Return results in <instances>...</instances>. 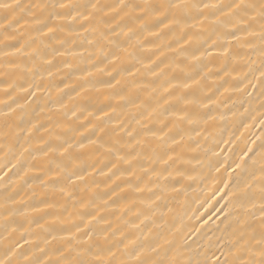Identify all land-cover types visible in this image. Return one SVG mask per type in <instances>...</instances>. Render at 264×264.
<instances>
[{
  "label": "bare ground",
  "instance_id": "6f19581e",
  "mask_svg": "<svg viewBox=\"0 0 264 264\" xmlns=\"http://www.w3.org/2000/svg\"><path fill=\"white\" fill-rule=\"evenodd\" d=\"M239 2L0 10L3 264H231L259 238L264 39Z\"/></svg>",
  "mask_w": 264,
  "mask_h": 264
},
{
  "label": "snow or ice",
  "instance_id": "6c2138e0",
  "mask_svg": "<svg viewBox=\"0 0 264 264\" xmlns=\"http://www.w3.org/2000/svg\"><path fill=\"white\" fill-rule=\"evenodd\" d=\"M21 6L18 3V0H0V10H5L7 12H15L17 9H19ZM60 7H66V5L61 4ZM205 7H208V5H205ZM229 8H235V9H255L256 5L254 3L244 4L243 0H240L239 3H234L232 5H229ZM259 15L262 21V31L261 36L262 39H264V0H260L259 5ZM49 32L52 31L51 28L48 29ZM233 40H239L240 37L235 35V33L232 34ZM262 76H264V72L261 73ZM239 166V165H238ZM262 201H264V189H262L261 192ZM261 233L259 238L251 237L250 239L246 238L245 232L241 230V232L238 234L236 240H235V250L237 252H242V256L238 258L237 261L231 262V264H264V202L261 203ZM91 239V237H89ZM252 241L255 242L254 247ZM135 264H162L160 261H153L150 259H140V253L135 252ZM248 257L247 259H244L243 257ZM257 257H259L257 259ZM0 264H3L2 261H0ZM11 264V262H9ZM81 264H91V262H81ZM211 264H220L219 257H217L216 261L211 262ZM223 264H230V262L227 260V258L224 260Z\"/></svg>",
  "mask_w": 264,
  "mask_h": 264
}]
</instances>
